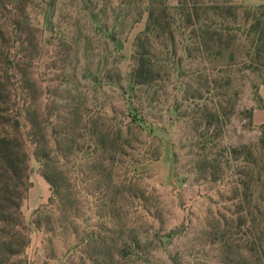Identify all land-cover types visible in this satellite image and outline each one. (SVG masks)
<instances>
[{"label":"trees","instance_id":"1","mask_svg":"<svg viewBox=\"0 0 264 264\" xmlns=\"http://www.w3.org/2000/svg\"><path fill=\"white\" fill-rule=\"evenodd\" d=\"M262 86L264 0H0V264H34L37 230L61 242L57 264H141L151 241L185 235L189 204L175 195L188 213L167 228L139 170L163 156L164 112L188 130L192 167L180 179L174 152L173 183L193 175L218 211L206 236L219 264H264ZM238 125L259 135L234 142ZM32 161L51 194L29 219Z\"/></svg>","mask_w":264,"mask_h":264},{"label":"rangeland","instance_id":"2","mask_svg":"<svg viewBox=\"0 0 264 264\" xmlns=\"http://www.w3.org/2000/svg\"><path fill=\"white\" fill-rule=\"evenodd\" d=\"M237 1V0H235ZM246 3L258 4L260 0H243ZM146 16L135 25L133 30L127 37V42L124 47V60L122 63L123 70L129 69L131 44L136 36L145 26ZM252 95L249 90H245L244 102L251 104ZM158 113V111L156 112ZM163 118L160 123H155L156 133L164 143V153L162 158L148 165L139 167V170H147L149 176L148 183L156 188L157 195L160 197V207L163 210L164 217L167 221V228L173 225L180 224L184 215L188 213L183 211L178 205L176 196L181 193V200L189 204L191 213V222L188 231L185 235L177 237L174 242L168 246H161L159 241H151L149 245L148 261H142L141 264H175L170 255L178 254V264H219L224 262L225 253L220 245L210 244L207 241L206 225L218 211L213 204H210L208 199L202 195L203 185L196 183L192 175L185 180L183 184H174L171 177L174 152L179 160L177 172L180 174V179L187 176L186 171L191 169V157L188 155L190 147H183L180 144L181 138H186L188 134L187 128L182 124H175L171 121L172 117L168 112L163 113ZM237 127V126H236ZM259 132L254 130H243L238 125L235 131H231L229 136L234 142H245L255 139ZM174 143V146L172 143ZM30 179L32 187L29 191L27 199L23 203V212L27 218L34 217V211L47 204L51 194L49 184L41 176L38 171L37 164L32 161ZM201 185V186H200ZM211 205V206H210ZM213 210V211H212ZM213 212V213H212ZM217 215V214H216ZM155 224V223H154ZM157 224H155V227ZM47 236V235H46ZM45 240V233L42 230H37L31 234V241L26 249L27 255L34 260V264H57L53 259L52 254H59L61 242L54 241V249ZM58 246V248H57ZM143 260V259H142ZM123 264H136L133 261L125 260Z\"/></svg>","mask_w":264,"mask_h":264},{"label":"crops","instance_id":"3","mask_svg":"<svg viewBox=\"0 0 264 264\" xmlns=\"http://www.w3.org/2000/svg\"><path fill=\"white\" fill-rule=\"evenodd\" d=\"M260 93L264 98V86L260 88ZM254 123L257 125L264 123V109H255L254 111Z\"/></svg>","mask_w":264,"mask_h":264}]
</instances>
